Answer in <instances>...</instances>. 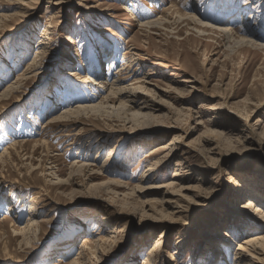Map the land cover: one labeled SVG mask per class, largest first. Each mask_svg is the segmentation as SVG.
<instances>
[{
	"label": "rangeland",
	"instance_id": "374dc122",
	"mask_svg": "<svg viewBox=\"0 0 264 264\" xmlns=\"http://www.w3.org/2000/svg\"><path fill=\"white\" fill-rule=\"evenodd\" d=\"M217 26L264 43V0H0V264H235L264 235V49Z\"/></svg>",
	"mask_w": 264,
	"mask_h": 264
},
{
	"label": "bare ground",
	"instance_id": "6f19581e",
	"mask_svg": "<svg viewBox=\"0 0 264 264\" xmlns=\"http://www.w3.org/2000/svg\"><path fill=\"white\" fill-rule=\"evenodd\" d=\"M239 2V1H238ZM125 9H127V11H129V12H134L132 9H130V8H125ZM222 12V11H221ZM233 12V11H232ZM194 20H196L195 19V16L193 15V16H191ZM234 18H236V17H234ZM160 20H161V18L160 19H157V20H150V21H148L147 22V25H154V24H157V23H160ZM200 21V20H199ZM194 22V21H193ZM246 22V21H245ZM242 24H244V21H242L241 22ZM247 23V22H246ZM245 23V24H246ZM200 24L202 25H206V24H204L202 21H200ZM145 25V24H144ZM146 26V25H145ZM212 27V26H211ZM213 28V27H212ZM214 28H215V26H214ZM222 28V29H221ZM216 29H220L223 33H225L227 36H228V39L231 41V40H233V38H234V35H233V33H232V29L233 28H229V27H226V28H223V27H219V26H217V28ZM241 29V31H243V33H248L249 34V31H248V29H247V27L245 28V29H243V28H240ZM213 30V29H212ZM231 45V44H230ZM234 47H250V48H252V49H254L255 51H259V49H264V43H262V44H258L254 39H253V37H251V38H249V37H238V38H234V46L232 47V48H234ZM242 49H244V48H242ZM105 50V49H104ZM108 51H110V49H107ZM256 53H259V52H256ZM112 55V54H111ZM108 56V55H107ZM39 57V56H38ZM110 57V56H109ZM112 57V56H111ZM103 60V59H102ZM127 60V59H126ZM125 61V60H124ZM115 61H113L112 63H114ZM103 63V61H99V63L98 62H94V63H91V64H94L93 66H94V68H98L99 67V64L101 65ZM92 70H94V69H92ZM92 75H90V74H87V75H85L83 78H84V82H86V83H90L91 81H93V77H91ZM99 77H100V75H99ZM102 79V77H100V78H97V79H95L96 81L97 80H101ZM103 80V79H102ZM100 81V85H106V83H105V81ZM115 81H116V79H115ZM117 81H118V79H117ZM118 82H120V81H118ZM117 82V83H118ZM120 83H118V84H114L113 83V85H116V86H118V88H114V89H116V90H111L110 92L112 93L111 95H114V96H120V95H123V96H125V95H127V93H129V95H128V97H127V99L130 101V100H133L132 99V93H130V92H128V89H127V87H123V86H121V85H119ZM14 86H11V89L13 88ZM10 88V87H9ZM137 88H141V89H143V87L142 86H139V87H137ZM6 94V93H5ZM4 94V95H5ZM110 97H107V99H109ZM104 101L103 102H101L100 104H95V103H89V104H81V103H79V105H76V107L74 108L73 106H69V108L67 107V108H64V111H63V113L60 115V116H58V117H55V118H53V120L55 121V120H57V119H64V118H68L69 116H72V115H75V116H82V115H84V114H93V115H103L104 113H105V108H109L113 113H115V108L118 110V111H123V110H126L127 109V106L126 105H120L119 107H117V106H114V105H110V106H107V107H104ZM113 109V110H112ZM139 117H141V115H139V114H134V118L135 119H139ZM144 117V116H143ZM146 119L145 120H147L148 118L147 117H145ZM151 118H153V117H151ZM137 119V120H138ZM141 119V118H140ZM149 120V119H148ZM19 145H23V144H19ZM17 147H18V145H17ZM166 147V146H165ZM165 147H161L160 149H164ZM14 148H16V147H14ZM159 149H157L156 150V152L158 151ZM161 151V150H160ZM6 152H9L8 150L6 151ZM3 155V154H2ZM1 154H0V156H2ZM161 161V160H160ZM159 163V162H158ZM256 186V185H255ZM251 190L252 191H254V187H252L251 188ZM255 190H258L257 189V187H255ZM245 206L248 208V209H251V208H253V207H257V209H256V213L254 214V215H256V217H261L263 220H264V213H260V212H264L263 211V209H262V207L261 206H259V205H255V200H252V199H250V200H248L247 202H246V204H245ZM258 213H260L259 215H258ZM258 225V224H257ZM223 234L224 233H222V234H220V235H222L223 236ZM226 234H224V236H225ZM87 241L88 240H86L85 241V244L87 243ZM158 243L159 242H157V244H156V246H158ZM160 244V243H159ZM155 246V247H156ZM224 250V251H223ZM228 251H230V244H229V242H227V241H225V240H223L222 242H221V247L219 246V247H217V248H215L214 249V252H216V254L219 256V255H221L222 256V254H229L228 253ZM237 251H240V252H238V253H236L237 254V256L239 257V260L235 263V264H245V262L247 261V264L249 263V262H253V259H258V260H260V261H262V262H264V235H257V236H255V237H252V238H250V239H245L244 241H242V242H240L239 243V246H238V250ZM215 255V254H214ZM224 256V255H223ZM237 257V258H238ZM216 262V261H215ZM214 262V264H217V263H215ZM250 264V263H249Z\"/></svg>",
	"mask_w": 264,
	"mask_h": 264
}]
</instances>
